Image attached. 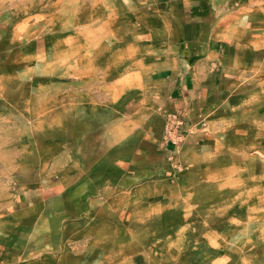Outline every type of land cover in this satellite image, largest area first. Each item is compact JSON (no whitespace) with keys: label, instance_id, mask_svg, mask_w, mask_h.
Masks as SVG:
<instances>
[{"label":"rangeland","instance_id":"374dc122","mask_svg":"<svg viewBox=\"0 0 264 264\" xmlns=\"http://www.w3.org/2000/svg\"><path fill=\"white\" fill-rule=\"evenodd\" d=\"M114 5L112 0H89L84 7L75 0H33L31 5L27 0H10L0 10V77H15L29 70L41 73L40 64L50 57L61 63L81 58L75 61L74 75L86 84L82 91L67 87L70 78L48 77L33 78L27 90L17 93L26 115V110L34 109L29 119L39 116L52 123L61 117L63 108L48 99L50 92L55 93L56 101H63L64 93L71 91L92 105H105L100 87L113 65L107 57L116 50L127 54L137 50L136 45L130 50L125 40L119 44L112 37L101 40L116 32L113 13L120 6ZM130 5L123 9V22L116 24L119 35L137 32L128 15L133 12ZM218 12L220 18L227 17L226 9ZM28 84L6 79L5 95ZM7 118V113H0V126ZM204 137L210 139L202 135L198 143ZM185 139L182 132L181 140L169 147L171 156ZM221 139L235 148L241 144L240 137ZM112 140L113 135L107 141ZM161 144L164 149L168 146L163 138ZM254 149L248 152L249 184H228V173L234 171L237 177L240 169L219 167L216 187L191 182L167 190L170 194L195 192L205 199H191L189 194L188 199L172 200L169 209H147L145 202H139L133 210L129 201L116 202L104 196L121 193V189L105 184L107 176L116 175L113 170L91 168L95 162L87 169L68 170L66 153L54 152L48 173L36 187L20 195V204L0 201V264H264V151ZM47 151L52 152V146ZM239 152L232 154L230 161L236 166L246 156ZM206 176L203 172L202 179ZM210 191L217 194L214 200L206 199ZM121 205L128 211H122Z\"/></svg>","mask_w":264,"mask_h":264},{"label":"crops","instance_id":"0c3cea01","mask_svg":"<svg viewBox=\"0 0 264 264\" xmlns=\"http://www.w3.org/2000/svg\"><path fill=\"white\" fill-rule=\"evenodd\" d=\"M112 2L120 6L113 13L116 32L114 36L102 35L101 40H125L130 50L135 45L137 50L131 54L116 50L113 56H105L113 65L100 87L102 102L115 103L123 96L125 108L139 112L147 105L150 111L142 117L145 123L134 134L135 147L130 151H112L114 145L124 141L128 128L123 122L111 127L109 137L113 135L114 140L107 141L104 154L91 168L113 170L116 175L107 176L105 184L121 189V193L104 196L116 202L129 201L131 210L138 208L139 202H145L147 209H169L172 200L188 199L189 194L191 199L205 198L195 192L170 194L167 190L191 182L216 187L219 167L240 169L237 177L234 171L228 173V184H249L248 152L252 148L264 151V47H259L264 45V25L254 22V30L243 36L234 31V8L248 5V0H228L226 7L224 0H148L146 5L139 0ZM129 4L133 10L128 14L131 24L138 29L136 34L119 35L116 24L123 22V9ZM223 9L227 17L220 18L218 11ZM256 20L264 21V14L257 13ZM257 94L259 100L252 102ZM169 112L183 121L182 132L186 134L173 156L170 146L164 149L161 144ZM126 119L140 123L138 117ZM202 135L210 139L204 137L198 143ZM222 135L240 137L239 148L230 141L226 143ZM236 152L246 155L238 160V166L230 162ZM170 158L174 159L173 165ZM203 172L208 176L202 179ZM117 178L128 183H119ZM210 192L206 199L214 200L217 194ZM121 210L126 211V206L121 205Z\"/></svg>","mask_w":264,"mask_h":264},{"label":"clouds","instance_id":"9594fccd","mask_svg":"<svg viewBox=\"0 0 264 264\" xmlns=\"http://www.w3.org/2000/svg\"><path fill=\"white\" fill-rule=\"evenodd\" d=\"M10 0H0V10H3ZM32 4L33 0H27ZM51 2V0H49ZM89 0H75L82 7ZM228 0H224L227 6ZM141 5H146L148 0H139ZM236 24L234 31L238 36L253 31L254 22L264 25V21H257V13L264 14V0H248V5L235 6ZM264 30V29H261ZM259 47H264L260 45ZM81 59L75 57L71 62L61 63L54 57H50L40 64L41 73H21L18 76L0 77V113H7V119L0 126V201L7 200L13 206L20 204V195L26 190L37 186L36 182L48 173L49 157L54 152H65L67 155L66 169L89 168L107 148L109 131L116 122H123L128 128V135L119 145H114L115 153L127 152L135 147V133L142 130L145 123L142 117L150 111L147 105L142 106L139 112L124 107V97L115 103L106 105H92L80 93L66 91L63 101L55 100V93L50 92L48 99L55 105L63 108V113L58 120L48 123L39 116L29 119L34 109H28L27 115L21 110L18 95L20 91L27 90L33 78H48L53 80L70 78L71 83L67 87L78 88L81 91L86 87L83 80L75 75V61ZM145 83L148 85L147 74ZM19 80L22 84L29 82L25 89L9 90L5 95V80ZM91 79V78H90ZM264 93V85L261 86ZM259 100V94L253 97L252 102ZM39 104L40 101H37ZM126 117L140 118L139 124L130 123ZM52 146V152L47 149ZM19 154V155H17ZM63 171V170H62ZM59 179V177H57ZM22 206V205H21ZM29 207H34L29 203ZM2 219V213H0ZM2 234V233H0Z\"/></svg>","mask_w":264,"mask_h":264},{"label":"built area","instance_id":"2783aa9c","mask_svg":"<svg viewBox=\"0 0 264 264\" xmlns=\"http://www.w3.org/2000/svg\"><path fill=\"white\" fill-rule=\"evenodd\" d=\"M183 121L176 114H169L163 140L168 146L176 145L182 138Z\"/></svg>","mask_w":264,"mask_h":264}]
</instances>
